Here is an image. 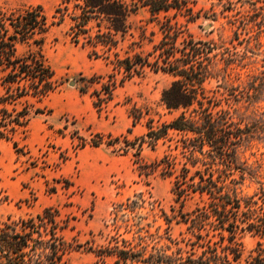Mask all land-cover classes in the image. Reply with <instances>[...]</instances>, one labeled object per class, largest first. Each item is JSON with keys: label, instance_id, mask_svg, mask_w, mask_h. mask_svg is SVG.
I'll return each mask as SVG.
<instances>
[{"label": "rangeland", "instance_id": "374dc122", "mask_svg": "<svg viewBox=\"0 0 264 264\" xmlns=\"http://www.w3.org/2000/svg\"><path fill=\"white\" fill-rule=\"evenodd\" d=\"M58 1L0 0V10L41 5L50 15ZM193 11L197 17L189 20L172 13L152 17L140 9L129 19L130 33L116 51L120 58L137 54L153 62L158 57L154 47L168 25L179 32L172 51L176 59L182 57L183 40L214 43L210 55L216 56L207 66L202 85L204 105H211L214 112H227L241 126L262 129L238 151L239 161L253 176L245 178L240 194L249 197L256 193L254 199L261 203L264 0H197ZM65 31V26L54 28L43 50L60 82L58 89L40 102L29 100L40 113L31 115L24 138L15 137L18 150L11 141L0 140V224L35 218L46 208L57 210L56 222L65 226L57 231L65 245L63 264H116L115 253L124 247L141 251L144 257L168 256L174 264L178 252L182 256L192 250L198 253V248L189 245L194 237L179 213L202 205L201 198L191 194L180 206L171 193V178L158 171L145 176L138 166L161 158L168 149L176 155L173 148L180 135L170 131L168 139L159 141L154 149L146 144L139 149L126 148L122 142L107 145L110 138L121 136L133 142L146 132L149 120L157 128L177 117L180 110L168 111L160 102L162 90L175 78L145 67L141 76L113 89L111 100L97 110L94 92L108 83L113 73L108 61L114 57L111 53L108 60L89 56V49L74 46ZM166 43L173 41L167 38ZM98 53L103 55L102 50ZM100 94L106 96L103 91ZM138 194L145 204L129 210L127 206ZM260 241L254 234H241L240 260L253 255ZM98 249H108L109 255H96Z\"/></svg>", "mask_w": 264, "mask_h": 264}, {"label": "trees", "instance_id": "16d2710c", "mask_svg": "<svg viewBox=\"0 0 264 264\" xmlns=\"http://www.w3.org/2000/svg\"><path fill=\"white\" fill-rule=\"evenodd\" d=\"M196 4L197 0H59L50 15L41 5L0 10V140L11 141L13 149L18 150L15 137L24 138L31 115L40 113L29 100L40 102L60 85L43 52L56 27L65 26L69 42L88 48L89 56L108 60L111 53L114 57L108 61L113 73L108 83L101 85L106 96L102 97L101 91L94 92L93 106L97 110L111 100L113 89L141 76L145 67L170 74L175 80L162 90L160 102L168 111L180 110L179 115L157 128L149 120L146 132L133 142L121 136L110 138L107 145L122 142L126 148L139 149L146 144L154 149L159 141L168 139L170 131L180 135L173 148L176 155L168 149L161 158L138 165L145 176L158 171L171 178V193L180 206L191 194L201 198L202 205L179 213L180 221L194 237L189 245L199 251L192 250L185 256L178 252L176 264H264V190L261 203L254 199L256 193L241 196L243 181L253 176L238 159L239 149L263 131L253 125L241 126L227 112H214L211 105H204L202 85L207 66L216 56L210 55L214 43L183 40L182 57L176 59L172 51L179 32L168 25L165 36L154 47L158 57L153 62L137 54L120 58L116 51L130 33L129 19L140 9L152 17L172 13L173 17L180 14L193 20L197 17L193 11ZM167 38L173 43H166ZM116 74L121 77L117 79ZM79 90L85 93L82 88ZM145 202L138 194L127 208L142 207ZM57 215V210L46 208L35 218L1 223L0 264H63L65 245L57 231L65 226L56 222ZM245 232L262 241L257 243L253 255L240 260L238 239ZM108 252L98 249L96 255H109ZM115 254L116 264H174L168 256L144 257L141 251L131 248L124 247Z\"/></svg>", "mask_w": 264, "mask_h": 264}, {"label": "water", "instance_id": "95a60500", "mask_svg": "<svg viewBox=\"0 0 264 264\" xmlns=\"http://www.w3.org/2000/svg\"><path fill=\"white\" fill-rule=\"evenodd\" d=\"M207 28H208V27H205V29H207ZM70 85H71V86H73V85H74V83H73V82H71V83H70Z\"/></svg>", "mask_w": 264, "mask_h": 264}]
</instances>
